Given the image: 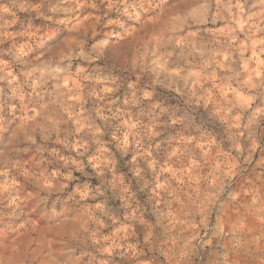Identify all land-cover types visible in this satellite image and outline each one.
Segmentation results:
<instances>
[{
    "label": "clouds",
    "instance_id": "9594fccd",
    "mask_svg": "<svg viewBox=\"0 0 264 264\" xmlns=\"http://www.w3.org/2000/svg\"><path fill=\"white\" fill-rule=\"evenodd\" d=\"M0 264H264V0H0Z\"/></svg>",
    "mask_w": 264,
    "mask_h": 264
}]
</instances>
